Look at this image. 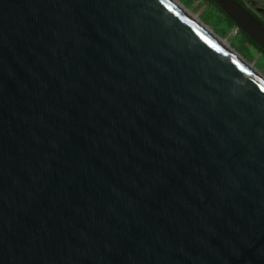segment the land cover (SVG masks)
I'll use <instances>...</instances> for the list:
<instances>
[{
    "label": "water",
    "instance_id": "1",
    "mask_svg": "<svg viewBox=\"0 0 264 264\" xmlns=\"http://www.w3.org/2000/svg\"><path fill=\"white\" fill-rule=\"evenodd\" d=\"M0 264H264V82L168 0H0Z\"/></svg>",
    "mask_w": 264,
    "mask_h": 264
},
{
    "label": "rangeland",
    "instance_id": "2",
    "mask_svg": "<svg viewBox=\"0 0 264 264\" xmlns=\"http://www.w3.org/2000/svg\"><path fill=\"white\" fill-rule=\"evenodd\" d=\"M219 36L258 75L264 78V53L246 42L237 27L230 26L225 16L206 0H175ZM264 18V0H244Z\"/></svg>",
    "mask_w": 264,
    "mask_h": 264
},
{
    "label": "bare ground",
    "instance_id": "3",
    "mask_svg": "<svg viewBox=\"0 0 264 264\" xmlns=\"http://www.w3.org/2000/svg\"><path fill=\"white\" fill-rule=\"evenodd\" d=\"M172 5H174L177 9H179L184 15H186L192 22H194L199 28H201L204 32H206L211 38H213L221 47H223L228 53H230L233 57L239 60L244 66H246L251 72H253L259 79L264 82V78L258 75L249 65H247L241 57H239L229 46L222 40L219 36H217L212 30H210L205 24H203L196 16L191 14L188 10H186L181 4L176 2L175 0H168Z\"/></svg>",
    "mask_w": 264,
    "mask_h": 264
},
{
    "label": "trees",
    "instance_id": "4",
    "mask_svg": "<svg viewBox=\"0 0 264 264\" xmlns=\"http://www.w3.org/2000/svg\"><path fill=\"white\" fill-rule=\"evenodd\" d=\"M208 2H210L211 4H213L227 19V22L230 26L236 27V23L231 19V17L229 15H227L213 0H206ZM240 5H242L244 8L248 9L249 11H251L260 21H262L264 23V18L260 17L256 12H254L253 10H251L246 3L244 2V0H236ZM239 32L242 34L244 40L248 43H250L251 45H253L257 50H259L260 52L264 53V50L258 46L253 40H251L247 34L245 32H243L242 30L239 29Z\"/></svg>",
    "mask_w": 264,
    "mask_h": 264
}]
</instances>
